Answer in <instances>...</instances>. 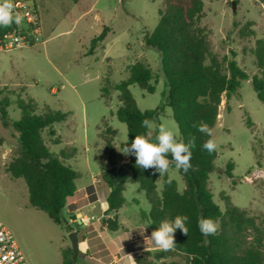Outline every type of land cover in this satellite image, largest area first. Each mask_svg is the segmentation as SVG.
I'll return each mask as SVG.
<instances>
[{"label":"rangeland","instance_id":"374dc122","mask_svg":"<svg viewBox=\"0 0 264 264\" xmlns=\"http://www.w3.org/2000/svg\"><path fill=\"white\" fill-rule=\"evenodd\" d=\"M164 1L89 0L90 6L83 14L77 7L73 8L72 0H61L68 8H73L72 14L51 8L41 19L39 42L7 52L0 51V91L2 96L10 99L8 112L11 119L20 117L16 104L18 98L35 99L39 113L46 107L74 113L67 123L54 126L63 143L53 144L48 129L44 130L43 137L54 153H59L64 147L70 150L72 142L78 146L79 164H75L74 159L64 161L80 172L78 186L90 183L92 174H100L98 160L100 156L108 157L99 137L103 130V115L115 131L113 149L117 159H127L119 151L127 140V126L115 115L119 92H112V100L108 104L101 97L100 87L106 79L113 84L119 83L129 76L130 67L135 62L144 61L158 79L156 91L148 93L137 84L130 85V91L141 110L154 109L162 101L165 87L159 53L145 44V36L156 27ZM203 2L201 24L209 30L214 53L221 58H234L249 75L235 94L230 98L223 97L218 120L210 128L218 157L216 171L210 174L209 186L215 202L222 209V194H227L264 230V104L251 83V77L258 72L252 50L257 40L264 39V0ZM106 24L108 32L104 44L100 43L92 55L88 54L91 39ZM244 27L252 30L253 34L241 36L240 30ZM82 104L87 113L85 120ZM159 121L181 140L171 108L166 107L160 113ZM151 122L155 128L156 122ZM16 147V133L3 126L0 120V221L12 232L28 264H62V250L71 247L70 233L54 223L45 212L32 207L25 180L13 178L7 171ZM229 161L235 165L232 178L225 173ZM168 171L169 177L182 191L184 182L178 169L169 168ZM126 184L124 196L127 202L122 213H137L138 207L149 211L150 204L131 174L127 175ZM158 187H162L161 179ZM134 200L139 201L138 206ZM162 261L165 264H183L182 258L174 255L154 259V264Z\"/></svg>","mask_w":264,"mask_h":264},{"label":"trees","instance_id":"16d2710c","mask_svg":"<svg viewBox=\"0 0 264 264\" xmlns=\"http://www.w3.org/2000/svg\"><path fill=\"white\" fill-rule=\"evenodd\" d=\"M203 13V0H165L159 10L156 27L145 36V44L159 53L164 79L165 92L156 108L141 110L129 88L137 84L148 93L156 91L158 79L144 61L135 62L130 67L129 76L119 83L113 84L106 79L100 87L101 97L108 104L112 100V92H119V106L115 115L127 126V140L121 144L122 149L131 144L135 135L146 133L147 129L141 127L144 119L155 121V128L158 129L159 115L166 107L172 110L181 140L187 142L190 134L196 137L191 169L187 173L178 169L184 182L182 191L178 189L177 182L169 177V171L159 176V173L153 174L154 169L138 168L135 157L131 155H128L129 160L125 164L150 204V210H141L140 217L148 223L151 231L165 219L173 220L177 215L188 217V236L179 229L175 232L174 256H180L183 264H264V230L227 194H222L224 209L215 202L209 180L210 174L216 171L218 151L210 154L204 150L203 143L211 137L193 127L201 123L213 127L218 120L223 97L230 98L241 82L249 79L234 58H221L214 53L209 30L201 24ZM16 27L13 24L12 27L0 29ZM107 32L108 28L104 27L91 39L88 54L95 52L105 40ZM240 34L248 36L253 31L244 27ZM252 53L258 72L251 77V83L258 99L264 104V39L257 40ZM10 104V99L2 96L0 91V120L3 126L12 128L17 136V147L7 171L13 178L25 180L32 207L45 212L54 223L71 233L74 229L63 211L67 199L77 190L79 173L64 160L72 157L76 149L64 148L56 154L49 149L43 137L44 130L48 129L53 144H59L61 140L56 136L54 125L64 122L69 114L50 107L39 113L33 98H18L16 104L20 117L14 120L9 117ZM102 126L99 137L104 142L108 157L104 159L100 156L99 168L103 181L110 188L107 213H115L112 218L104 219L102 224L108 230L116 231L119 228L117 211L125 202L127 175L117 179L118 161L113 149L115 131L105 118ZM168 158L171 159L170 154ZM234 167L232 161L226 164L225 173L229 178L233 177ZM169 168H176L175 163L170 164ZM160 179L161 189L158 187ZM200 217L211 218L219 225L215 235H202L198 228ZM169 256L162 250L155 254L145 251L136 258V264H154V259ZM62 264H73L72 247L62 250Z\"/></svg>","mask_w":264,"mask_h":264},{"label":"crops","instance_id":"0c3cea01","mask_svg":"<svg viewBox=\"0 0 264 264\" xmlns=\"http://www.w3.org/2000/svg\"><path fill=\"white\" fill-rule=\"evenodd\" d=\"M34 2L39 14L40 26L42 17L47 14L51 8H60L63 9L65 13L70 14L71 12L72 14L73 8L77 7L79 12L81 11L84 14L85 8H89L90 6L89 0H72L73 8H68L67 5H64L61 2V0H34ZM107 25L108 24L104 25L103 28ZM82 107V114L85 120L87 118V113L84 104H82ZM66 112L69 114L67 119L74 116L72 111ZM104 118L105 116L103 115V119ZM67 119L65 120L66 122L64 121L65 123L68 122ZM98 125H100V123L97 124L96 127ZM71 131L76 134L75 130L72 129ZM62 141L63 140H61L60 143H63ZM71 144L73 145L72 148L76 149V152L67 160L74 159L75 164L78 165L81 160L79 149L76 144H73V142ZM126 157L127 159H117L118 166L121 164L125 165L128 162L129 157ZM85 159L88 161V154H86ZM64 161L66 162V160ZM78 173L80 178L81 174L79 171ZM109 193L110 188L103 181L100 172L98 175H91L90 183L81 186L77 185L75 194L67 199L66 210L67 213L70 214V220L73 221L76 219L75 213L77 210H80L82 219L88 220L87 222L82 221V225L78 231L79 253L76 261L77 264H136V258L143 252L150 251L153 253L154 251H161L149 239L152 231L150 230L148 223L140 217L141 210L144 212L148 211L138 207L137 213L128 211L122 213L123 207L127 202L126 199L121 209L117 211L119 221L118 230L110 231L102 224L104 219L112 218L115 214L114 212L107 213V197ZM133 203L138 206L139 201L134 200ZM84 210L87 211V213H84ZM73 215H75V217Z\"/></svg>","mask_w":264,"mask_h":264},{"label":"clouds","instance_id":"9594fccd","mask_svg":"<svg viewBox=\"0 0 264 264\" xmlns=\"http://www.w3.org/2000/svg\"><path fill=\"white\" fill-rule=\"evenodd\" d=\"M15 7L12 0H0V27L8 28L13 24L18 27L22 26L23 17L15 12ZM141 127L147 129L146 133L135 135L130 145L119 150L126 156H134L138 168L154 169L153 174L159 173V176L165 175L172 163H175L176 168L182 169L185 173L191 169L192 149L196 146L194 135L190 134L187 142L178 140L173 130L163 124L156 129L149 119H144L141 122ZM193 127L201 133L212 136V129L206 124L201 123L193 125ZM216 147L214 139H208L202 145V148L210 154L216 150ZM169 154L171 159L168 158ZM187 221L188 217L185 215H177L173 220L165 219L160 222L159 227L151 232L149 239L159 250L175 253V232L179 229L182 234L188 236ZM198 228L202 235L207 237L215 235L219 225L211 218L200 217Z\"/></svg>","mask_w":264,"mask_h":264},{"label":"built area","instance_id":"2783aa9c","mask_svg":"<svg viewBox=\"0 0 264 264\" xmlns=\"http://www.w3.org/2000/svg\"><path fill=\"white\" fill-rule=\"evenodd\" d=\"M15 12L22 17V26L0 29V51L34 45L40 40V18L34 0H12ZM83 222L88 220L82 219ZM0 264H28L12 232L0 221Z\"/></svg>","mask_w":264,"mask_h":264},{"label":"water","instance_id":"95a60500","mask_svg":"<svg viewBox=\"0 0 264 264\" xmlns=\"http://www.w3.org/2000/svg\"><path fill=\"white\" fill-rule=\"evenodd\" d=\"M233 6H234V3H233ZM129 173H130L129 169L124 164H121L118 166V169H117V179H121L122 177H124L125 175ZM63 213L66 217V220L70 223V225L74 229V231L70 233V241H71V247L73 250V264H76L77 256L79 253L78 231L80 230V227L82 225V214L80 210H77L75 213L76 219L72 221L70 220V214L67 213L66 209L63 211ZM168 254L170 256L174 255V253H168Z\"/></svg>","mask_w":264,"mask_h":264}]
</instances>
